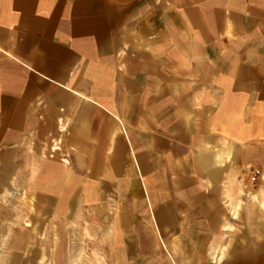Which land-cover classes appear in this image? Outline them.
I'll return each mask as SVG.
<instances>
[{"label": "crops", "instance_id": "0c3cea01", "mask_svg": "<svg viewBox=\"0 0 264 264\" xmlns=\"http://www.w3.org/2000/svg\"><path fill=\"white\" fill-rule=\"evenodd\" d=\"M3 223L10 264H264V0H0Z\"/></svg>", "mask_w": 264, "mask_h": 264}, {"label": "rangeland", "instance_id": "374dc122", "mask_svg": "<svg viewBox=\"0 0 264 264\" xmlns=\"http://www.w3.org/2000/svg\"><path fill=\"white\" fill-rule=\"evenodd\" d=\"M263 172V171H262ZM5 211V210H4ZM2 217L4 218V221H6V218L10 217V214L6 213V211L2 214ZM3 229L0 230V233H2V237L4 238H9L11 237V234L14 233L12 232L7 224L3 223ZM72 233V232H71ZM73 234V233H72ZM14 235V234H13ZM3 248V253L4 257H2L3 260H0V264H10V258L5 256L7 253H10V247H2ZM22 247L19 248V261L16 262V264H91V255H90V247H85V246H76V245H67V246H50V247H43V246H35V247H29V250L31 251L34 248V261H28V249H25V253L22 252ZM47 248L50 250V253L52 256V260L50 262H45L44 258L39 260L38 258L40 257V254L42 255V252L44 251L43 249ZM63 251L66 252V254L63 257H69L68 262H60V261H55L53 257H58L57 253L58 251ZM29 251V252H30ZM68 253V254H67ZM55 255V256H54ZM69 255V256H68ZM32 258V256H31Z\"/></svg>", "mask_w": 264, "mask_h": 264}, {"label": "built area", "instance_id": "2783aa9c", "mask_svg": "<svg viewBox=\"0 0 264 264\" xmlns=\"http://www.w3.org/2000/svg\"><path fill=\"white\" fill-rule=\"evenodd\" d=\"M263 178V172L259 167H252L249 173V182L253 185L257 184Z\"/></svg>", "mask_w": 264, "mask_h": 264}]
</instances>
